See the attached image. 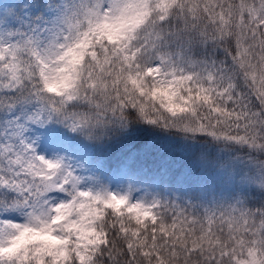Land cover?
<instances>
[{
  "label": "snow or ice",
  "instance_id": "6c2138e0",
  "mask_svg": "<svg viewBox=\"0 0 264 264\" xmlns=\"http://www.w3.org/2000/svg\"><path fill=\"white\" fill-rule=\"evenodd\" d=\"M0 264H264V0H0Z\"/></svg>",
  "mask_w": 264,
  "mask_h": 264
}]
</instances>
